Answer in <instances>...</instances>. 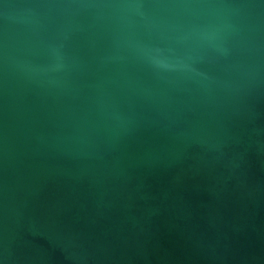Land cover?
<instances>
[{"label": "water", "instance_id": "95a60500", "mask_svg": "<svg viewBox=\"0 0 264 264\" xmlns=\"http://www.w3.org/2000/svg\"><path fill=\"white\" fill-rule=\"evenodd\" d=\"M0 264H264V0H0Z\"/></svg>", "mask_w": 264, "mask_h": 264}]
</instances>
